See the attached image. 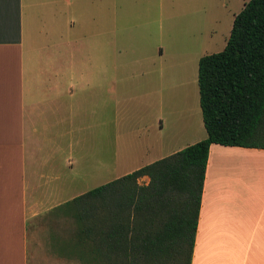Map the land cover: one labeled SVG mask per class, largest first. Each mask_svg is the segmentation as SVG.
<instances>
[{"label": "crops", "instance_id": "crops-1", "mask_svg": "<svg viewBox=\"0 0 264 264\" xmlns=\"http://www.w3.org/2000/svg\"><path fill=\"white\" fill-rule=\"evenodd\" d=\"M116 1L0 0V264H94L78 258L64 206L87 191L76 192L78 136L98 129L107 136L110 72L146 75L162 53L159 46L134 52L131 44L128 52L123 43L109 66L111 42L151 28L149 20L114 17ZM178 80L174 99H165L161 78L160 95L147 79L139 96L131 81L127 91L135 93L125 98L164 114L163 106L186 99L187 79ZM189 107L185 116H141L131 130L140 137L152 129L172 131L175 142L190 128L195 135L145 164L205 137L195 93ZM189 264H264V149L209 145Z\"/></svg>", "mask_w": 264, "mask_h": 264}, {"label": "trees", "instance_id": "trees-1", "mask_svg": "<svg viewBox=\"0 0 264 264\" xmlns=\"http://www.w3.org/2000/svg\"><path fill=\"white\" fill-rule=\"evenodd\" d=\"M196 84L204 138L64 203L78 258L190 263L209 145L264 149V0L244 2L223 48L198 58Z\"/></svg>", "mask_w": 264, "mask_h": 264}, {"label": "rangeland", "instance_id": "rangeland-1", "mask_svg": "<svg viewBox=\"0 0 264 264\" xmlns=\"http://www.w3.org/2000/svg\"><path fill=\"white\" fill-rule=\"evenodd\" d=\"M247 0H118L114 6L113 16L117 18H134L138 23L149 20L147 34L137 36L128 42L117 41L110 43V63L114 61L113 53L123 55V43L132 51H145L152 54L156 47L162 49L161 55H156L149 62V73L139 74L133 79L119 70V74H109V97L107 136L101 139L100 130L94 135L78 136L79 158L76 165L77 181L76 192L89 190L96 183L103 180H112L120 174L126 173L141 164H145L151 156H161L183 144L195 139L189 129L188 137L177 139L169 138L172 131L166 129L161 134L150 130L149 134L140 137L131 132L138 127L143 114L157 115L158 109H147L138 104L139 98L129 100L125 97L135 93H128L129 83L135 85V95L142 94V85L148 81L154 86V95H160V78L164 82L165 99L175 98L178 91L179 79L185 77L182 90L186 92V99L181 102L172 101L171 105L163 106L164 116H185L193 104L194 93L196 106L198 104V90L196 84L197 59L205 54L221 50L225 44L231 26L233 15L236 14ZM124 4V7L123 5ZM111 11V10H110ZM147 19V20H145ZM155 31V38L152 37ZM147 37V38H146ZM146 40V41H145ZM129 52V51H128ZM182 74V75H181ZM154 82V83H153ZM127 99V100H126ZM137 102V104H135ZM197 108V109H198ZM200 110V109H199ZM198 117L199 115L198 111ZM202 121V120H201ZM162 144V146H161ZM146 145V146H144ZM185 147V146H184ZM148 148V152H146ZM81 159V160H80ZM107 168V171H106ZM75 171V170H74ZM146 177L137 179V183L145 184Z\"/></svg>", "mask_w": 264, "mask_h": 264}]
</instances>
